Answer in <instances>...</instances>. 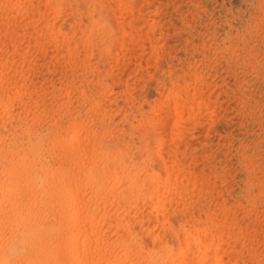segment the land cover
Segmentation results:
<instances>
[{
  "label": "rangeland",
  "instance_id": "rangeland-1",
  "mask_svg": "<svg viewBox=\"0 0 264 264\" xmlns=\"http://www.w3.org/2000/svg\"><path fill=\"white\" fill-rule=\"evenodd\" d=\"M0 264H264V0H0Z\"/></svg>",
  "mask_w": 264,
  "mask_h": 264
},
{
  "label": "bare ground",
  "instance_id": "bare-ground-1",
  "mask_svg": "<svg viewBox=\"0 0 264 264\" xmlns=\"http://www.w3.org/2000/svg\"><path fill=\"white\" fill-rule=\"evenodd\" d=\"M38 169V168H37ZM41 169V168H40ZM39 170V169H38ZM40 171V170H39ZM36 228H39V227H36ZM36 231H38V229H36V230H32L31 231V233L32 234H30L29 236H31L30 238H33L37 233H36ZM40 231V230H39ZM35 238H36V236H35ZM39 239V238H38ZM36 240V239H35ZM29 245H30V243H29ZM73 245V244H72ZM72 245H71V247H72ZM27 247H29V246H27ZM78 247H79V245H78ZM77 246H75V248H77V249H80V247L78 248ZM69 249H71V248H69ZM75 250L74 252H73V260H75V259H78L79 257V254L78 253H81L80 251L78 252V250ZM81 251H83L82 249H80ZM72 251V250H71ZM66 252V251H65ZM84 252V251H83ZM70 253H69V251L68 252H66V253H64L60 258L61 259H59L58 260V262H60V263H62L64 260H66L67 258H69V255ZM56 258V257H55Z\"/></svg>",
  "mask_w": 264,
  "mask_h": 264
}]
</instances>
